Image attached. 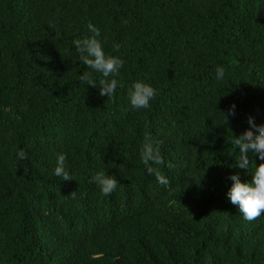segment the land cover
I'll return each mask as SVG.
<instances>
[{
	"label": "trees",
	"instance_id": "obj_1",
	"mask_svg": "<svg viewBox=\"0 0 264 264\" xmlns=\"http://www.w3.org/2000/svg\"><path fill=\"white\" fill-rule=\"evenodd\" d=\"M88 23L124 61L110 97L79 82ZM249 116L264 123V0H0V264H264V211L246 221L226 195L231 174L251 180L229 143Z\"/></svg>",
	"mask_w": 264,
	"mask_h": 264
},
{
	"label": "clouds",
	"instance_id": "obj_2",
	"mask_svg": "<svg viewBox=\"0 0 264 264\" xmlns=\"http://www.w3.org/2000/svg\"><path fill=\"white\" fill-rule=\"evenodd\" d=\"M87 31L90 35L75 38L72 46L79 55L80 61L90 69V72H83L79 82L86 85L98 86L101 96L110 97L117 88V79L120 70L124 67L122 58L110 55L105 52L100 38V29L92 23L87 24ZM113 50H119V44L113 43ZM99 74L101 79L95 81L92 74ZM225 69L223 66L215 68V79L223 81ZM155 89L144 80H135L128 90V102L132 109H147L150 101L155 97ZM236 104L231 102L227 112H222L226 118L235 115ZM248 127L239 134H233L229 143L235 146L238 156L236 166L245 169L251 176L250 181H241L239 174L233 173L229 176L231 181L227 189L229 202L236 207L242 218L252 221L262 215L264 211V123L256 124L254 118H247ZM238 150V151H237ZM17 160L25 159L24 150L15 153ZM254 157V159H251ZM142 162L145 164L149 175H155L158 183L167 184L168 181L151 164H159V152L150 149L141 154ZM66 156L57 154L53 176L68 180L73 178L66 170ZM254 161V163H253ZM256 161H259L258 163ZM94 183L103 195H110L117 187L118 181L114 175L104 169L97 170L91 176Z\"/></svg>",
	"mask_w": 264,
	"mask_h": 264
}]
</instances>
